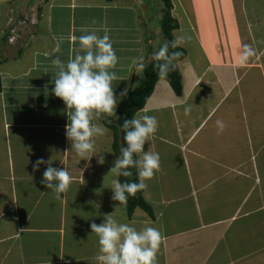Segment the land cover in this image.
Returning <instances> with one entry per match:
<instances>
[{
  "label": "crops",
  "instance_id": "1",
  "mask_svg": "<svg viewBox=\"0 0 264 264\" xmlns=\"http://www.w3.org/2000/svg\"><path fill=\"white\" fill-rule=\"evenodd\" d=\"M135 1L0 0V34L16 16L28 18L16 43L6 39L0 45V264H97L99 237L91 224L103 223L107 215L138 229L157 227L164 237L157 264H264V96L236 93L237 72L234 82L220 71L224 61L205 54V42L216 33L225 34L226 48H242L243 38L231 36L223 20L220 27L206 24L196 36L190 20L175 17L176 41L188 51L179 62L183 94L160 79L138 111L159 121L145 145L161 156V168L145 181L143 194L154 218L140 208L130 218L127 206L112 199L111 182L120 177L110 170L118 156L104 121L116 114L95 117L94 123L110 130L95 138V156L81 160L71 151L66 136L71 110L52 92L58 72L52 61L66 63L82 54V29L106 32L119 57L113 88L118 96L134 90L155 53L145 40L148 17ZM172 1H181L195 23L218 13L216 0ZM139 56L142 68L132 63ZM244 65L264 69L255 58ZM188 105L192 111L186 115ZM217 120L225 125L222 132ZM39 159L46 163L35 170ZM49 162L68 168L73 177L59 197L41 183Z\"/></svg>",
  "mask_w": 264,
  "mask_h": 264
},
{
  "label": "clouds",
  "instance_id": "2",
  "mask_svg": "<svg viewBox=\"0 0 264 264\" xmlns=\"http://www.w3.org/2000/svg\"><path fill=\"white\" fill-rule=\"evenodd\" d=\"M82 31L85 34L78 37L82 54H76L66 63L59 57L52 61L53 65L58 67L52 92L65 102L68 110H71L68 114L66 136L71 142V151L81 157V160L88 159L90 155L95 156L92 155L96 150L95 138L110 133L102 124L94 123L95 117L100 114H116L119 103L128 95L127 88L120 92L119 96L113 88V82L118 79L114 69L119 63V57L110 36L106 32L102 36L98 35V30ZM9 32L7 41L12 44L9 40L11 29ZM178 43L179 41H173L171 47H177ZM181 55L180 52H170V45L165 42L154 53L158 75L166 77L172 68L178 66L174 62ZM256 55L257 50L252 45H244L240 63L244 64ZM132 63L137 68H142L143 57L133 58ZM184 110L186 115L190 114L191 105L186 106ZM216 123L222 132L224 123L220 120ZM158 127L156 116L141 115L139 112L131 119L124 120L121 125L126 146L120 149V155L110 173H114L116 177L130 178L134 175L132 169H136L139 182H121L118 178L112 180V199L118 201L119 205L126 204L129 196H135L138 191L145 189V181L153 178L160 170V154L152 151L151 147L145 151L146 143L158 131ZM45 163L43 159L37 160L35 170H39ZM99 163H104L102 156ZM72 182L73 177L68 168H56L51 166L50 162L41 181L57 197L66 193ZM91 229L92 233L99 237V252L95 257L97 264H157V253L164 239L157 227L145 225L138 229L134 222L121 223L113 215H107L103 223L97 225L93 222Z\"/></svg>",
  "mask_w": 264,
  "mask_h": 264
},
{
  "label": "rangeland",
  "instance_id": "3",
  "mask_svg": "<svg viewBox=\"0 0 264 264\" xmlns=\"http://www.w3.org/2000/svg\"><path fill=\"white\" fill-rule=\"evenodd\" d=\"M31 1L34 2V0H31ZM131 1L136 2L135 0H131ZM137 1H138L137 3H139V10H140L139 13L141 14V16L145 17L147 6L144 5L145 4L144 1L142 0H137ZM196 1H200V0H196ZM202 1H203L202 3L205 2V0H202ZM210 1L211 0H207L206 2H208L209 4ZM243 1L245 2L242 7L240 0H216L215 1L216 6H218L219 8L217 7V9L215 8V10L218 13L215 14L213 12L209 14L208 12L206 13L207 19L205 21H201L197 23H195V20H192V18L189 16L190 11H187V7L184 8L185 7L184 4L179 5L181 1L173 5L174 10L172 11L173 12L172 14L174 18L175 17L182 18L184 16L186 20L188 21L190 20V23L193 27L190 32L192 35L196 34V36L200 35L199 33L202 32L201 30L202 28L206 26V24H209V25L214 24V27L215 25L220 27L219 22L223 20L225 24L224 25L225 28L227 27V29H230V33H232L231 36L235 35L236 37L238 36L239 39L243 38L242 39L243 42L241 43L242 48L237 49V50L236 48L234 49L226 48V45L224 42L227 39V37L225 36V34L222 36H219L216 33V34H213L212 37H210L209 40L205 42L206 43L205 44V48H206L205 54L207 52L208 57L217 59L216 61H218V63L220 62V59L221 61H224L221 63V65L224 66V68L223 67H221L222 69L220 68V71H222L223 75L230 74L231 77L230 76L229 77L233 78L235 76L234 75L235 72H237L236 74H237V77L240 78V84L238 88L236 89V93L243 90L246 94L249 93V95L251 96H255V97H257L258 95L264 96V76H263L264 71H262L264 69L260 70L259 67H256L258 66L259 63H254L256 66H253L252 69L250 70H249L250 67L244 65L246 63H249L250 61H253V59L255 58L263 63L262 67L264 66V0H243ZM153 3L154 5H152ZM152 4L149 10V16L150 15H151L150 17L153 16L152 20L149 21L148 18H145L144 22L147 21V23H144V25H146L149 28V30H151V34L156 36L155 38L156 41L152 42L154 46L153 52H156L158 51L157 49H159L163 45L162 44L163 40L161 37L162 35L160 32L161 30L159 26V20L162 15V10L164 9V5H162V2L159 0H153ZM197 10L199 11V13H201L204 10V7H200ZM190 14H193V13H190ZM16 18H18V16L15 17V20L16 21L19 20ZM175 19L177 20V18ZM21 26L23 28L21 30L22 32L24 29L25 30L27 29V23L21 22V24L20 23L17 24L16 27L17 28L19 27V28L16 31H14L16 35L21 33L20 32ZM175 32L176 31H174L173 34L176 39ZM3 33H7V35L10 34L9 29H6ZM3 33L0 34L1 36L0 41L2 40ZM184 33L189 34L187 31H185ZM184 33H182L181 35L184 37V39H186L187 37L185 36ZM19 38L20 37L18 36L16 40L14 41V43H16V41H18ZM185 44L191 46L189 44V39L185 40ZM244 45H252L257 50V55L254 58H252L250 61L244 64H241L240 55L243 51ZM178 46L183 47L182 45H179V44ZM194 49H195L194 47L192 49H189L192 52V56L194 55L193 54ZM226 58H229V59H226ZM231 64H233V66H231ZM226 67H229V68H226ZM235 80H236V77H234V82ZM182 82H183V79H182ZM111 150L114 152L112 148ZM113 174L114 173H110V176H113Z\"/></svg>",
  "mask_w": 264,
  "mask_h": 264
},
{
  "label": "trees",
  "instance_id": "4",
  "mask_svg": "<svg viewBox=\"0 0 264 264\" xmlns=\"http://www.w3.org/2000/svg\"><path fill=\"white\" fill-rule=\"evenodd\" d=\"M143 1L145 3L144 5L147 6L146 15L150 20H152L153 16L152 17H150L151 15L149 16V10H150V6L154 5V3L152 4L153 0H143ZM159 1H161L162 5H164V9L162 10V15L159 20V26L161 30L160 32L162 35L161 37L163 40L162 44H164L165 42H168L170 45V52L182 53V55L178 58V60L174 62L175 64L178 65L180 61L184 60L188 56V51L185 48L180 47L178 45L175 48L171 47V43L173 41H176L173 33L175 30L179 29L180 24L178 20H176L172 14V11L174 9L172 0H159ZM22 19H27V18L25 17ZM16 24L17 22H15V19H14L11 24L9 23V26H10L9 30L11 29L12 31L13 27ZM149 31L150 30H148V32L146 33L145 40H146L147 46L149 48L151 47L150 49H152L153 43H149V41L154 40L156 36L151 34ZM7 37H8L7 33H3L2 40L0 41V45L2 44L4 40L7 39ZM0 39H1V36H0ZM156 64H157V61L153 59L145 67L142 78L138 86L134 90L130 91L128 95L118 105L115 119L104 121L105 125L108 128H110L114 133L113 148L118 157L120 155V149L126 146L125 141H124V132L121 128V125L123 124L124 120L131 119L133 116L136 115L138 111L142 110L145 107L148 99L151 97V95L153 94L155 90V86L157 82L160 79L166 80L170 84L171 88L173 89L174 93L177 96H181L183 94L182 74L180 72L179 65L172 68V70L169 71L168 75L162 78L158 75V69L156 68ZM0 67H1V61H0ZM1 90H2V82H1V74H0V92ZM132 171L134 173L133 177L125 178L121 176L120 181L121 182H125V181L139 182L137 179V170L132 169ZM143 194H144V189L141 191H138L135 194V196H129L127 203L125 205L128 208V214L130 218H132L137 208L144 210L147 214H149L151 218H154L153 209L145 201Z\"/></svg>",
  "mask_w": 264,
  "mask_h": 264
},
{
  "label": "built area",
  "instance_id": "5",
  "mask_svg": "<svg viewBox=\"0 0 264 264\" xmlns=\"http://www.w3.org/2000/svg\"><path fill=\"white\" fill-rule=\"evenodd\" d=\"M21 22L22 23H26V19H21V20H19L18 22H17V24H21ZM17 24L13 27L14 29L11 31V36H10V41L13 43L15 40H16V38L18 37V35H16L15 34V32L14 31H16V26H17Z\"/></svg>",
  "mask_w": 264,
  "mask_h": 264
}]
</instances>
